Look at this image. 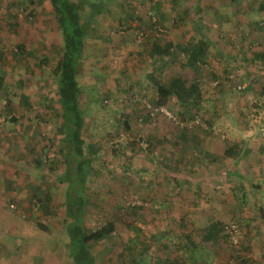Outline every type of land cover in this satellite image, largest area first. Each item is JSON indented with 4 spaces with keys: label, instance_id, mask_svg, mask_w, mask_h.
Instances as JSON below:
<instances>
[{
    "label": "rangeland",
    "instance_id": "374dc122",
    "mask_svg": "<svg viewBox=\"0 0 264 264\" xmlns=\"http://www.w3.org/2000/svg\"><path fill=\"white\" fill-rule=\"evenodd\" d=\"M44 2L1 0L0 4L1 264H73L65 231L67 184L59 180L65 165L59 152L61 120L53 71L62 41ZM205 7V0L109 2L113 12L119 10L128 16L133 9L137 18H160L164 35L149 34L140 40L135 30L149 28L144 24L147 20L139 23L136 17L120 20L113 15L111 26L102 30L89 22L90 35L77 77L85 113V151L91 163L84 223L87 231L109 221L116 227L106 239L90 244L97 264H135L134 255L146 251L152 256L157 248L170 254L178 251L173 237L177 235L173 223L177 213L172 207L157 211L159 207L154 206L162 197L173 198L178 179L173 177L170 154L158 153L147 145L146 132L156 126L157 118L146 119L142 106L145 102H161L159 106L176 118L160 115L167 128L186 132L197 128L222 141L241 135L239 127L258 132L264 128V45L255 50L234 47L228 54V49L221 47L219 18L204 13ZM196 9H200L198 17ZM84 10L82 19H86ZM198 28L201 32L212 28L218 36L213 46H206L195 67H190L184 51L190 48L184 46L186 40L180 39H187L192 32L188 41L199 45L195 33ZM179 29L185 34L180 35ZM172 35L177 39H170ZM168 43L169 53L148 59L152 46L165 47ZM254 53L257 60L252 57ZM239 61L246 62V66ZM161 63L169 75L181 73L188 81H199L200 100L181 104L170 96L162 97L156 89L152 95L148 75ZM228 76L233 81H227L229 86L211 84ZM237 84L244 87L237 90ZM23 96L28 97L29 106ZM193 120L199 123L187 124ZM169 143L168 150L172 147ZM159 166H165L167 177L157 173ZM133 199L146 201L147 206L132 207L128 202ZM231 220L242 227L241 214ZM149 233L160 237H156L159 246L153 249ZM147 243L150 246L145 250L143 245ZM218 243L225 251H238L221 235ZM150 264L162 263L150 260Z\"/></svg>",
    "mask_w": 264,
    "mask_h": 264
},
{
    "label": "crops",
    "instance_id": "0c3cea01",
    "mask_svg": "<svg viewBox=\"0 0 264 264\" xmlns=\"http://www.w3.org/2000/svg\"><path fill=\"white\" fill-rule=\"evenodd\" d=\"M205 1L206 7L203 12H211V16L216 15L219 18L218 24L221 26L223 35L221 47L228 49V54L231 51L230 48L255 50L264 45V0ZM44 3L45 10L48 12L50 10L48 0ZM84 9V16L87 18L90 15V8L86 5ZM113 15L121 18L125 16V12L104 9L96 13L90 22L94 23L95 29L102 30L111 26ZM179 32L180 35L185 34L182 29H179ZM195 33L198 35L199 41L196 40L199 44L202 40L205 41L206 45L203 46L206 50L208 49L206 46H213V41L217 40L218 36L217 31L212 28L202 32L198 28ZM191 35L192 32L188 34L187 39L183 37L180 39V42L186 40L183 44L190 50L195 46L189 42ZM174 38L177 39L173 35L170 37L173 40ZM155 51V46L149 49L150 61L160 57ZM255 56L254 53L252 57L257 60L259 57ZM239 62L246 66V62ZM239 62L237 64H240ZM148 83L149 91L154 95L156 88L149 80ZM171 98L177 101L175 97ZM156 120V126L148 128L146 132L152 145L150 147L158 153L170 154L174 161L173 177L177 178L178 182L173 198L169 199L166 195L164 198L160 195L163 200L155 201L157 204L154 206L159 207L157 211L172 207L177 213L173 219L177 235L173 237L174 242L178 244V251L170 254L163 252V249L159 251L157 248L152 256L144 251L143 255L141 253L134 255L137 259L135 264H140V260H144L145 264H150V260L162 264L168 262L172 264H264V131L258 134L259 129L239 127L241 131L243 130L239 132V134L242 133L241 135H231L222 141L212 137L210 135L212 133H204L201 129L196 128L190 132L176 128L170 129L166 127L160 116ZM169 141L172 145L170 150L167 149ZM229 149L230 154H226V150L229 151ZM157 167V173L167 177L165 166L161 168L159 166L158 169ZM149 196L154 197V195ZM237 214L242 215V239H240L238 251L234 250L233 253L229 248L225 251L223 245L219 247V243L214 240L216 237L214 223L228 222ZM152 232L155 231L152 230ZM152 234L154 233H149L147 238L153 242L151 244L153 249L159 246L156 243V237L159 236L155 237ZM148 246H150L149 243L143 245L145 250H148ZM150 253L152 252L149 251Z\"/></svg>",
    "mask_w": 264,
    "mask_h": 264
},
{
    "label": "trees",
    "instance_id": "16d2710c",
    "mask_svg": "<svg viewBox=\"0 0 264 264\" xmlns=\"http://www.w3.org/2000/svg\"><path fill=\"white\" fill-rule=\"evenodd\" d=\"M109 1L110 0H48L52 18L57 24L62 41V49L53 71L57 80V96L61 120L59 133L61 134L60 140L62 146L59 152L63 157L65 165V169L59 176V180L67 184L64 208L68 220L66 221L65 231L69 240L68 249L73 264H97L96 256L90 244L106 239L116 228L115 224L111 221L92 231H87L85 227L84 215L87 203L85 188L91 170V163L85 151V138L83 136L85 113L81 103V86L77 78L80 67L82 66L83 56L87 46V38L90 35L91 29L89 22L93 20V16L99 11L109 9ZM86 5L90 8V15L86 19H82L81 12ZM158 6L159 3H157V7ZM133 9L132 11L130 9L127 13L131 19L136 17ZM195 14L196 17L200 16V9H196ZM128 16L125 15L121 17L120 20ZM134 20H137L139 23H144L147 20V23L144 24L149 28L156 25L164 28L159 17L154 21L150 16L146 19L144 17H136ZM204 43L205 41L202 40L199 45L194 46L191 50H186L184 48V51L188 54L186 62L190 67H195L197 61L205 53ZM169 47V43L165 47H161L157 44L155 46V52L158 55L169 53ZM230 77L233 78L232 75ZM230 77H226L223 81L218 80L217 85L221 82L229 86L227 81L230 84L232 81ZM148 79L162 97H175L181 104L197 102L202 97V89L199 81H188L181 73L169 75L166 73L163 63L153 68V72L148 75ZM0 81H2V78H0ZM23 102L26 106H29L27 96H23ZM160 103L150 104L157 106ZM144 112L146 119L149 121L162 115L157 114L154 117H150L145 108ZM147 145L152 146L150 141ZM225 153L230 154V149L229 151L226 150ZM226 223L227 222L214 223V232L216 235L214 240L217 243L219 242L220 235L228 240V236L224 230ZM142 261L143 263L145 262L144 260ZM167 264L172 263L168 262Z\"/></svg>",
    "mask_w": 264,
    "mask_h": 264
},
{
    "label": "built area",
    "instance_id": "2783aa9c",
    "mask_svg": "<svg viewBox=\"0 0 264 264\" xmlns=\"http://www.w3.org/2000/svg\"><path fill=\"white\" fill-rule=\"evenodd\" d=\"M152 19H153V21L156 20V18H154L153 16H152ZM261 24H263V23H261ZM165 32L166 31L163 27L156 25V26H153L152 28H149V29H137V30H135V35H136L137 39L140 40V39H143L145 36L147 37L149 34L150 35H164ZM217 83H218V80L211 82V84L213 86H216ZM243 87L244 86L241 84L236 85L237 90H241ZM142 106L145 108L146 112L149 113L150 117H154L157 114H162V115L168 116L169 118H172L173 120H176V118L174 116H172L170 114V112L162 106H159V105L154 106L148 102H145ZM177 122H179V121L177 120ZM192 122L199 123L198 120H193V121H189V123H187V124L188 125L194 124ZM187 124L185 126H188ZM180 125L183 126V123L180 122ZM128 204L132 207H145V206H147L146 201L139 200V199H133V200L129 201ZM224 230L228 236V241H229L230 246L235 248V249H238L240 239H241L240 224L237 221H233V220L228 221L224 226Z\"/></svg>",
    "mask_w": 264,
    "mask_h": 264
},
{
    "label": "water",
    "instance_id": "95a60500",
    "mask_svg": "<svg viewBox=\"0 0 264 264\" xmlns=\"http://www.w3.org/2000/svg\"><path fill=\"white\" fill-rule=\"evenodd\" d=\"M262 131H264V130H262ZM258 134H260V132Z\"/></svg>",
    "mask_w": 264,
    "mask_h": 264
}]
</instances>
